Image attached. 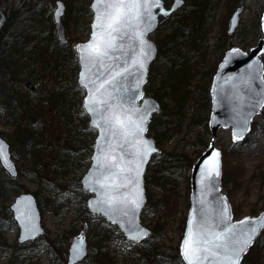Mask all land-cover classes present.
<instances>
[{
  "label": "trees",
  "instance_id": "16d2710c",
  "mask_svg": "<svg viewBox=\"0 0 264 264\" xmlns=\"http://www.w3.org/2000/svg\"><path fill=\"white\" fill-rule=\"evenodd\" d=\"M14 1L0 0V5L6 4L9 9L10 20L15 15H18L19 20H24L29 13L32 19L36 17L34 22L38 21L39 25L31 31L29 29L11 31V23H9L0 32V124L7 129L0 133L10 142L13 157L21 164L18 167L17 178H11L0 167V199H4L11 191L16 196L23 191H28L22 183L24 178L31 181L33 178H38L42 182L45 181L46 188L52 191L51 196L46 198L34 192L42 214L45 211L56 212L63 216L69 213L74 223L71 222L70 228L64 230V233L72 236L82 231L90 236V253L86 261L84 260L81 264H169L170 256L162 252L158 244L167 236L161 216H155L157 205H160L161 200L153 199V189L157 187V184L149 174L146 175L147 203L142 213V221L146 220L149 214L153 215L152 232L149 238L141 243L133 244L135 248L133 251L120 250L123 245L130 244L116 226L106 222L101 216L92 214L87 208L77 214L78 210L71 209L70 194L65 192V189H62L63 193L56 191L60 187L54 181L55 177L65 174L63 172L68 170L69 166L75 168L77 172L84 168L88 169L96 133L90 128L88 117L82 109L84 91L77 84V74L72 83L62 78L56 85L49 86V75L53 74L54 70H59L66 65L70 68L72 63H77L75 46L67 47V41L62 42L57 39L52 25L54 23L51 8L43 9L41 6L44 3L43 0H18V8L11 11ZM67 1L80 5L83 0ZM171 1L165 0L166 6H169ZM90 2L91 0H86L85 5L78 7L75 13L89 16V20L80 22L85 34L90 32L92 18ZM205 6L206 3L204 4L201 0L185 1L182 8L170 16L174 20L169 33L163 35L162 24L165 18H161L158 30L151 35V37L156 36L158 56L150 68L145 92L157 98L162 104L161 111L154 115L148 131L158 144H161L168 134L167 130L159 131L160 120L163 117L171 118L172 116L171 108L164 101L165 98L170 97L176 100L177 104L182 105L191 99L193 76L197 75L199 70L190 72L189 66L205 61L207 41L205 40L202 46H197L201 37L199 27L205 18ZM73 9L75 8L70 7V13ZM185 9L196 11L195 20L193 19V24L190 26H186L183 20L178 19L179 11ZM68 14L67 10L64 16L65 21ZM42 22L44 24L40 25ZM67 24L69 25V20ZM257 31H260L259 27ZM78 41L77 38L74 40L76 43ZM196 51L199 54H195ZM206 91L208 94L205 95L203 107L210 109L209 88H206ZM207 120L208 117H202L201 120L193 119L190 127L200 122L204 127L202 137L208 136L210 133ZM67 126H71L70 131L75 132V139L72 142H67V139L61 140V135ZM252 135L253 131L246 141H249ZM203 139L200 138L199 141ZM237 146L232 144L231 150L235 152ZM238 150L241 151V149ZM161 154L167 157L174 155L173 152L163 151ZM188 164L193 163L188 162ZM235 171L238 174L236 168H231L224 176L225 187L235 184ZM6 209L8 210V207ZM252 212L256 210L253 209ZM233 213L235 218L240 217L238 206L233 205ZM3 223L4 218L0 217L1 228ZM10 224L15 226L12 219ZM43 240L44 238H40L36 242L24 244L25 246L17 245L18 252L10 258L9 264H39L40 254H46L53 264H67L64 259H66L68 238ZM40 241H43L44 245L38 246ZM118 242L122 244H117ZM113 245L116 250L112 247ZM24 247L33 252L31 254L24 252L22 250ZM263 249L264 232L244 257L242 264H264ZM176 259L179 264H184L179 254L176 255Z\"/></svg>",
  "mask_w": 264,
  "mask_h": 264
},
{
  "label": "rangeland",
  "instance_id": "374dc122",
  "mask_svg": "<svg viewBox=\"0 0 264 264\" xmlns=\"http://www.w3.org/2000/svg\"><path fill=\"white\" fill-rule=\"evenodd\" d=\"M63 1L66 3V12L68 10L69 13L66 20L67 22L63 17V23L66 28L65 41L68 42L67 47H74L77 45V43L74 42L76 38L79 39L78 43L86 41L89 38V34H85L84 28L80 26V22L89 20V16L75 14L78 7L81 8L85 5L86 0H83L80 5L76 2ZM204 1L205 0H201L204 4L206 3L204 7L205 18L202 20L201 26L199 27V34H201V37L199 39L200 41L197 42V46H202L205 40L207 41L205 61L198 64L193 63L189 66L190 72L196 69L199 70L197 75L193 76L191 99L182 105L181 103L177 104V101L170 99V97L165 98L164 101H166L171 108L172 116L171 118L163 117L158 127L159 131L167 130L168 132L162 143L158 144L161 148V152H173L174 155L171 157H167L164 154L156 155L154 157L155 159L150 163L147 172V175L149 174L150 178L157 184V187L153 189V199L154 201L157 199L161 200L160 205H157L155 216H161V222L165 224L167 237L160 240L158 244L161 247V251L170 256L169 264H179L176 255L179 254V246L190 208V178L192 165H189L188 162L194 163L200 154L207 148L204 144H208L211 139L210 135L202 137L204 132L202 123L197 122L190 127L191 123L193 119L201 120L202 117H209L210 109H205L203 107L205 95L208 94L206 88L210 89L212 78L225 52L232 47H239L245 51H249L251 47L257 44L259 38L262 37V30H257L258 27H261L264 0H239L237 2L236 0ZM43 2V5H41L42 8L50 7L52 17L56 0L51 2L43 0ZM193 2L194 1H192V3ZM18 6L19 1L15 0L12 2L10 10L14 11ZM240 6H243V11L240 13L239 24L235 28V31L230 34L229 27L231 17L235 9ZM70 7L75 8L71 10V13L69 11ZM0 8H3L8 15L10 14L6 4L3 6L0 5ZM195 14L196 11L194 9H185L179 11L178 19L183 20L186 26H190L193 24ZM35 19L36 17L32 19L29 13L24 20H19L18 15H15L11 17V20L9 19L7 24L11 23V31H25L28 29L31 31L39 25L38 21L34 22ZM68 20L69 25L67 24ZM173 20L174 18L170 17L164 19L162 24V28L164 29L163 35L169 33L173 25ZM41 24L44 23L42 22L40 25ZM52 25L54 27V24ZM67 27L69 28L67 29ZM152 39L156 41V36H153ZM195 54H199V52L196 51ZM261 57L264 61V52ZM71 66L72 67L68 68L66 65L59 70H54L53 74L49 75V86L56 85L62 78L63 80H67L68 83H72L78 70V68L75 67H78V64L72 63ZM195 66L196 68H194ZM69 69H71V72H69ZM166 120L167 122L165 123ZM70 128L71 126H67L64 128L65 130L63 129L61 140L67 139V142H72L75 139V132L73 130L70 131ZM2 130L7 131V129L0 124V131ZM252 131L253 135L250 140L238 144V148H235V152L231 150V145L233 144L231 128H221L218 131L216 139V146L222 150V153L224 152L223 182L224 176L227 174L228 170L236 168L238 171V174L235 171V184H231L227 187L223 185L222 191L228 196L232 207L233 205L239 207V218L248 214L256 215L264 210L262 209L264 207V117L262 115L255 118L252 122L251 132ZM250 134L246 138H248ZM200 138L204 139L199 141ZM238 149H241V151ZM16 163L18 167H20L21 164L19 162ZM86 170L87 168H84L77 172L75 168L69 166L68 170L63 172L65 174H59L54 179L56 184L60 187L56 189L57 192H62V189H65V192L70 194L71 209L78 210L77 214H80L84 208H87V199L92 195L81 187V177ZM49 171L51 172V170ZM238 176L240 177L238 178ZM22 183L28 190L24 192H37L42 198L50 197L52 194V191L46 188L47 183L45 181L42 182L38 178H33L32 181L24 178ZM15 197L16 195H13L11 191L4 199H0V217L4 218L3 228L0 227V264H9L10 258L18 252L19 231L17 227L10 224L12 213L9 209ZM6 207H8V210ZM253 209L256 210L257 213L252 212ZM43 213V225L46 234L30 242H36L40 238H44L43 241H46V238L60 239L61 237H67V253L65 256L66 259H64L66 261L70 244L75 237L82 234L87 239L90 253L91 239L85 232L81 231L72 236L64 233V230H68L73 221L69 213L66 216L50 211H45ZM152 218L153 215L149 214L147 219L143 221V224L151 229L153 226ZM73 223L74 222H72V224ZM94 227H96L95 224ZM43 241H40L39 244L37 243L38 246L44 245L42 243ZM3 243L4 245L2 246ZM128 243L130 245H123L120 250L133 251L135 249L133 243ZM26 244L28 243L26 242ZM117 244L122 243L118 242ZM22 245L25 246L24 244ZM112 247L114 248V245ZM116 247L119 246L116 245ZM5 250H7V253H5ZM22 250L28 254L33 252V250L29 248L26 249V247ZM114 250L116 249L114 248ZM262 261L264 262V249L262 251ZM38 262L39 264H53L46 254H40Z\"/></svg>",
  "mask_w": 264,
  "mask_h": 264
},
{
  "label": "snow or ice",
  "instance_id": "6c2138e0",
  "mask_svg": "<svg viewBox=\"0 0 264 264\" xmlns=\"http://www.w3.org/2000/svg\"><path fill=\"white\" fill-rule=\"evenodd\" d=\"M181 2L177 0L178 4ZM97 5L102 7L97 8ZM93 7L97 11L93 28L97 31L93 32L89 44L77 47L86 51L81 62L95 69L88 82H84V73H81V83L88 93L84 109L93 117V126L100 130L105 143L101 147L97 142L98 154L93 157L95 164L84 183L99 197L90 201L93 211L102 212L121 227H125L122 218L131 217L126 231L130 239L138 243L147 235V231L135 223V216L143 205L142 166L156 151L151 141L143 138V133L147 130V117L155 106L145 101L141 110L135 107V97H131L125 106L123 93L130 89H126L124 82L129 76L138 75L136 87H140L147 63L155 51L146 39L156 19L154 9H161L165 16L170 13L162 9L161 0H96ZM251 115L238 111L237 125L241 130L234 132V139L242 138ZM218 156V152L213 153V157ZM4 159V148L0 144V161ZM209 171L219 176L218 161L212 162ZM206 180L210 182L211 177ZM208 187L209 184L205 183V190ZM229 220L226 202L218 216L202 207L199 218L189 221L181 245V256L186 264H240L242 255L264 230V215L245 218L238 225L229 223ZM26 230H34V225L26 226ZM83 245L81 239L73 246L77 257L83 254Z\"/></svg>",
  "mask_w": 264,
  "mask_h": 264
},
{
  "label": "water",
  "instance_id": "95a60500",
  "mask_svg": "<svg viewBox=\"0 0 264 264\" xmlns=\"http://www.w3.org/2000/svg\"><path fill=\"white\" fill-rule=\"evenodd\" d=\"M185 3V0H182L181 3H177V0H173L171 5L167 7L165 5V0H161V6L163 10L168 11L170 14L165 16L161 14V9L156 8L154 12L156 14V19L153 21V28L150 32L147 33L146 39L154 46V53L150 60L147 63V71L143 77V82L140 83V87L137 89L136 84L138 82L137 76H129L128 79L124 82L126 89H130V91H126L123 93L126 104L130 103V98L135 97V107L143 110L145 107V101L149 103V105L155 106V110L151 111L147 117L146 123V131L143 133V138L145 140L151 141L152 147L156 149L155 152H152L146 162L143 164V172L140 177L141 179V187H142V195H143V205L138 210L135 216V223L139 226V228L147 231V235L144 236L138 243L143 240L149 238L151 235V228L145 226L142 222L141 215L145 208L147 202V193H146V172L148 167L154 156L161 153V149L157 144V141L154 137L148 135L149 126L153 119V116L161 111V103L154 96L146 95L145 88L148 82L150 68L152 64L155 62L158 56V45L155 40L151 38V35L158 29L160 24V19L162 17L168 18L176 13ZM96 4V0H91L89 5V9L92 13V19L90 23V34L89 38L86 41L79 42L76 45V53H77V62H78V71H77V84L84 91V97L82 99V109L84 113L87 115L89 119L90 127L96 132V137L94 140L91 163L87 171L81 177V187L90 192L92 195L87 199V208L88 210L95 215H100L107 222L112 225L118 227L120 232L124 235V237L133 242L130 239L129 232L126 231V228L129 227L127 221L131 217L122 218L125 224V227H121L118 223H113L108 216L104 215L102 212L93 211V207L90 206V201L97 200L98 194L86 188L85 186V178L90 175V172L93 170L95 161L93 159L94 156L98 154L97 152V142L99 141L100 146L104 147V140L101 139V133L98 128L93 126V117L91 114L85 111L84 104L87 96V89H85L81 83V73H84V82H88L89 79L93 78L92 74L95 72V69L92 68L91 65L81 62V56L86 55V51L78 48V45H87L93 39V32L97 31L93 28V25L96 23V15L97 11L93 5ZM55 8L52 13L55 33L60 41H65V25L63 23V16L66 12V3L63 0H56ZM62 6V7H61ZM102 7L101 5H97V8ZM57 11L60 12L57 15ZM243 11V6L237 7L235 12L233 13L230 20L229 33L232 34L235 31V28L238 26L240 21V13ZM9 21L7 12L0 8V31L3 30L7 22ZM261 30L262 37L259 38L257 44L249 49V51H245L239 47L229 48L220 63L218 64L217 70L212 78V82L209 89L210 101H211V110L208 118V128L210 131V141L208 143L207 148L202 152V154L196 159V161L192 165L191 169V178H190V208L187 214L184 232L182 236V240L179 246V254L181 256V245L183 240L185 239L186 233L189 229V221L198 219L200 216V212L202 207L205 211L210 214H215L218 216L220 209L223 207L226 202L229 208L230 220L229 223L233 225H238L240 221H244L245 218H259L264 215V210L259 212L256 215H245L239 219H236L233 213L232 204L228 198V196L223 193V153L220 148L216 146V139L218 135V131L223 128H231L232 141L233 143H240L245 140V138L250 134L252 130V122L257 118L260 114L264 115V61L262 60L261 55L264 52V11L261 17ZM139 93V94H138ZM238 111L244 114L252 113L249 122L247 124V130L243 132V136L241 139H234V132H239L241 129L237 125L238 120ZM0 144L3 145L4 153L6 159L0 161L1 168L11 177L17 178L19 175L18 166L16 161L12 155L11 144L10 142L2 136L0 133ZM218 152V157H213V153ZM216 160L218 161V170L219 176H215L212 174L209 169L212 167V162ZM207 177H211L210 182L206 180ZM205 183L209 184L207 190H205ZM203 202V203H202ZM10 210L13 215V220L19 228V238L18 243L24 244L30 241H34L40 236H44L46 234V230L43 225V217L42 212L39 208L37 198L32 192H22L16 196L15 200L10 206ZM34 225V230L28 231L26 230V226ZM264 230L261 231V234ZM260 234V235H261ZM259 235V236H260ZM258 236V237H259ZM254 240L252 246L247 250L245 254L242 255L240 259V264L242 263L244 257L248 254L250 249L254 246L256 240ZM83 239V254L80 257H77L73 253V246L78 245L80 240ZM135 243V242H133ZM89 253L88 242L84 235L80 234L75 237L72 243L69 246L67 264H78L80 263ZM182 260L183 257L181 256ZM186 264V261H184Z\"/></svg>",
  "mask_w": 264,
  "mask_h": 264
},
{
  "label": "flooded vegetation",
  "instance_id": "af4514ba",
  "mask_svg": "<svg viewBox=\"0 0 264 264\" xmlns=\"http://www.w3.org/2000/svg\"><path fill=\"white\" fill-rule=\"evenodd\" d=\"M15 227H17V225H15ZM18 228V227H17ZM18 231H19V229H18Z\"/></svg>",
  "mask_w": 264,
  "mask_h": 264
}]
</instances>
